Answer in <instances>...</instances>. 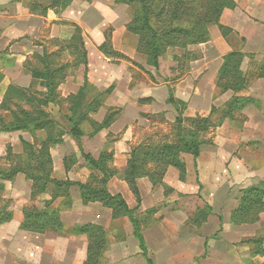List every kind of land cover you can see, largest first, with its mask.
<instances>
[{"label": "crops", "instance_id": "1", "mask_svg": "<svg viewBox=\"0 0 264 264\" xmlns=\"http://www.w3.org/2000/svg\"><path fill=\"white\" fill-rule=\"evenodd\" d=\"M68 1L0 0V105L9 88L24 92L29 89L32 78L27 71V63L35 64L33 56L57 52L78 27L86 53V66H80L81 72L75 71L59 86V95L66 98L75 94L83 85L84 70L90 89L103 93L112 87L92 119L102 122L109 109L119 112L117 118L108 129L94 137L82 138L81 146L84 153L93 158H97L104 148L112 154L111 167L117 175L108 182V191L111 195H120L129 209H135V198L122 179L130 151L155 138L156 130L162 126L157 117L160 116L164 125L173 123L175 112L167 104L169 91L175 99L186 103L188 111L201 116H207L213 107L221 108L229 100L230 92L217 93L215 81L218 71L224 57L233 52L245 55L242 72H245L244 66L253 68L264 60V0H235L236 8L223 13L220 24L230 29V35L240 42L238 49L228 46L217 29L208 43L189 49L190 55L186 59L183 51L169 49L167 54L171 58L168 60L166 54L161 57L158 70L146 65L144 57L136 52L137 38L126 30L132 15L130 6L118 4L117 0ZM63 2H68L65 8H62ZM107 41L111 49L123 58L105 56L99 50ZM137 67L144 69L140 82L133 77L134 72H139ZM39 91H43L41 83H37L27 95L38 97ZM242 95L253 100L254 104L211 130V143L200 147L199 156L192 159L193 168L189 167V160L185 161V181L181 182L170 171L166 172L163 184L170 185L173 192L166 189L164 193L160 188H152L146 178L137 180L141 198L135 213L137 216L145 215L146 211L157 208L159 202H164L162 208L152 215L158 228H173L177 215L182 213V194H188V190L197 201L211 209L210 216L202 225L203 236L195 241L200 245V252L185 254L178 263L170 251L162 252L166 264H184L183 261L188 263L192 259L196 260L195 264H235L236 261L264 264V257L251 258L250 245L243 243L263 233L264 213L252 225L232 226L229 223L231 212L239 204L241 191L264 186V78L251 81ZM138 100L148 101L141 104ZM6 114L0 109V116ZM21 141L31 143L33 137L26 132L0 133V155L4 154L6 146L12 148L13 154L21 155ZM70 154H74L76 164L66 173L62 161ZM50 155L54 179L81 184L88 181L90 172L75 142L65 138L62 146L51 149ZM2 184L0 208L5 201L6 212L13 217L0 225V264H84L87 258L86 236L56 229H48L42 234L21 230L22 211L31 206L41 209L44 200V196L31 199V183L23 174H17L12 181H3ZM69 195L70 208L59 214L65 230L84 225L110 230L127 221L113 220L112 211L99 203L83 204L76 186L69 188ZM172 197L180 198L174 202H179L178 206H172L173 203L168 201ZM62 202L57 200L54 206L59 207ZM140 218L142 225L144 218ZM212 232H219V238L209 240ZM119 239L110 243L106 258L123 264L133 252L139 264H146L138 242L132 236L131 225L125 238L119 235ZM143 239L153 264H158L161 253L156 251V246L163 241H158L161 239L158 235L150 242H147L145 234ZM167 243L165 241L164 245Z\"/></svg>", "mask_w": 264, "mask_h": 264}, {"label": "trees", "instance_id": "2", "mask_svg": "<svg viewBox=\"0 0 264 264\" xmlns=\"http://www.w3.org/2000/svg\"><path fill=\"white\" fill-rule=\"evenodd\" d=\"M70 2V0L68 1ZM63 2L62 8L68 5ZM116 3L131 7L132 15L126 30L137 38L136 52L145 58L146 65L155 70L159 68V59L169 49L183 51V58L190 55L189 47L205 44L208 40L209 29L217 26L224 37L231 34V30L220 24L223 13L236 8L234 0H117ZM60 51H69L73 57V67L86 66V53L83 48L81 30L75 27L71 39L62 43ZM99 50L105 55L114 58H123L115 53L105 42ZM60 52H44L34 55L35 64L27 63V71L31 75L32 84L24 92L14 87L9 88L0 109L6 111L0 116V133L26 132L33 137L31 143L21 141L22 154H13L10 146L5 147L3 167H0V192H3L2 182L12 181L17 174H23L31 183V199L38 195L50 194V200L44 203L42 209L35 207L22 211L21 230L42 234L48 229L68 232L71 235L87 237V258L84 264H101L108 248L109 230L101 226H75L65 230L60 222L59 214L71 206L69 188L76 186L79 189L80 200L83 204L99 203L112 211L113 220L127 219L132 227V236L138 242V248L146 264H153L151 253L146 247L141 232V220L135 215L141 203L137 180L146 178L152 188L162 185L167 168H174L179 173V180L186 176V165L182 156H199L200 147L205 143L201 135L217 128L225 119H232L234 114L253 105L254 101L242 94L247 91L251 81L264 78V60L251 68L249 75L241 71V64L245 55L233 52L223 59L218 71L215 87L217 93L230 92L232 96L221 108H212L207 116L199 118H183L188 109L186 103L173 97L169 91L167 104L171 105L176 113L173 123L174 140L161 146L150 145L135 147L130 151L127 168L122 173V179L135 198V209H129L120 195H111L108 191V182L117 175L111 167L112 154L104 148L97 158L84 153L81 146L82 138H92L102 130L108 129L115 121L119 112L109 109L98 123L92 119L103 106L104 97L112 87L96 97L89 96V86L84 70L83 85L75 94L62 98L58 94L59 86L65 81L66 66L56 64ZM189 60V59H187ZM29 64V65H28ZM37 83L42 84V90L37 92L38 97H28ZM148 100H138L145 103ZM51 106H58V119L48 111ZM219 115L217 121L213 117ZM88 125L85 131L84 126ZM69 138L75 142L90 172L88 181L84 184L71 181H59L52 177V160L50 151L64 143ZM76 164L75 156L64 157L63 169L67 173ZM153 164L151 169L147 166ZM62 205L54 207L57 200ZM7 203L0 208V225L12 220L13 215L6 212ZM158 208H153L145 214H154ZM264 213V186L251 187L241 191L239 204L230 214L229 223L232 226L252 225L259 221L260 214ZM211 209L205 208L197 213L195 222H206ZM202 220V221H201ZM250 256L264 257V231L253 239L248 240Z\"/></svg>", "mask_w": 264, "mask_h": 264}, {"label": "rangeland", "instance_id": "3", "mask_svg": "<svg viewBox=\"0 0 264 264\" xmlns=\"http://www.w3.org/2000/svg\"><path fill=\"white\" fill-rule=\"evenodd\" d=\"M217 29H218L217 26H213L209 29V36H208V40L206 43H208L211 40V38H213V35L215 34V32H217L219 30V29L218 30ZM218 32L222 36L224 41L228 44V46H230L232 49H238L239 48L240 42L237 40L236 37H234L233 35H230V36L228 35V37H224L222 35L221 31H218ZM191 48L192 47H189L188 49H191ZM60 50L61 49L58 50L60 52V55L56 60V64L66 66L65 71H64L66 74V79L69 78L70 76H72L75 71L81 72L82 68L75 69L73 67V65H74L73 57L74 56L69 55V51H60ZM177 51H180V50H177ZM167 53H169V52H166V55L165 54L164 55L166 56V58L168 57V60H169L171 58V55L167 54ZM191 58H193V57H191ZM124 59H126V58H124ZM144 60H145V58H144ZM137 69L139 70V72H134L133 77L135 78L134 79L135 81L140 82L141 80H143L142 79L143 78L142 73H144V69L142 67H137ZM250 69L251 68L249 66L247 68H245V66H244L245 72H243V73L249 75L251 73ZM76 75L79 76L80 74L76 73ZM58 94H59V90H58ZM98 94H100V93H97L92 89L89 90V96L91 98L96 97ZM104 100H105V97H104ZM65 109H66V106H63L62 109L59 108L58 106H51L48 109V111L52 114V116H54L58 119H62L60 116H58V112L60 110H65ZM111 110L115 111L113 109H111ZM174 112H175V110H174ZM175 117H176V113H175ZM199 117H202V116L199 115L197 112L194 113V112L188 111V109H186L183 113V118H185V119H187V118H191V119L195 118L196 119ZM219 117H220L219 115H215L213 117V121H217L219 119ZM156 120L160 121V123L162 122V124H161L162 126H160L156 130L157 133H156L155 138H150V140H147V141L140 143L139 145H137V147H140V146L145 147V146H150V145L161 146L165 143H169V142H172L174 140V133H175L173 131L174 121L170 125H164L160 116L157 117ZM174 120H175V118H174ZM87 126L88 125L84 126L85 131L88 130ZM210 134H211V131L201 135L202 141H204L205 143H211V135ZM62 145H60V146H62ZM77 151H78V149H77ZM71 156H74V154H70L68 156L66 155L64 157H71ZM4 157H5V151H4V154L2 153L0 155V167L4 166L3 165L5 163ZM181 158L184 162L186 160H189V167L193 168V163H192L193 157L182 156ZM62 165H63V161H62ZM185 165H186V162H185ZM152 166H153V164L148 165L147 169H151ZM51 171H52L51 175L53 177V164H52V170ZM167 171H170L173 176H177L179 179V173L176 169L167 168L166 172ZM186 171H187V165H186ZM165 174H164V177H165ZM186 176H187V173H186ZM186 176H185V179H186ZM164 177H163V179H164ZM185 179L181 182H184ZM194 186H195V184H194ZM157 188H160L161 190H163L164 193H165L166 189L171 190L170 185L163 184V180H162V185L158 186ZM171 191L173 192V190H171ZM187 193L188 194H182L181 202H180V203H183L182 208H181L182 213L177 215L179 217H178V219L175 220V223H174L175 225L173 224L174 226L172 229H165V228H163V226L158 228L156 220L152 218L153 214H148V215L147 214H145V215L140 214L138 216H137V214H135L139 218V220L141 219L140 217L144 218V222L140 226H141L142 236L145 234V236L147 238V242H150L149 240L152 239V237H155L157 235L160 236V238H161V239H158V241H163L162 243H158V246H156V251L159 250V253H161V255L159 256V259L157 260L158 264H166L164 262V258L162 256V254L164 252H167V251H170L172 253V256L176 258L174 260L176 263H178V261H180V257H183V255H185V254L194 255L196 252H198V253L200 252V245H196L195 241H197L196 238L199 239L203 236L202 235V233H203L202 225L205 224L206 222L205 223L204 222H197V221L195 222V218H196L197 213H199V211H201L205 208V204L204 203L202 204L201 202L197 201V199H195L196 196L194 194L189 193V190ZM41 196L42 197L44 196V200L42 203V207H43L44 203H46L47 201L50 200V194L46 193L43 195H38L35 197V199L40 198ZM176 199H180V198L172 197L171 200H168V201H171V203H173V205L171 204L172 206H178L179 202H177V204H174ZM158 204L159 205L157 206V208L161 209L162 208L161 206L164 204V202H159ZM184 205H185V207H184ZM31 207H33V206H31ZM28 208H30V207H28ZM209 216L210 215H208V217ZM208 217H207V219H208ZM127 221L124 220V221L120 222L118 224V226H116L115 229L113 228V229L109 230L110 232L108 235V248L104 254L105 259L103 262H101V264H118L115 260L108 259L105 256H106V253L110 250V243L111 242L121 240V239H119V235L123 236L125 238V236L130 232V223H129V221L128 222ZM208 230H209V228H208ZM218 234H219V232H212L209 235V240L219 238ZM148 236H150V238H148ZM165 241H168L166 246L164 245ZM150 245H153V244H150ZM167 248H169V249H167ZM202 251H204V250H202ZM133 254L134 253L131 252L129 254L130 256L123 261V264H139V260L137 258H135V256ZM195 262H196L195 259H192L188 263L186 261H183L184 264H195ZM235 264H243V263L236 261Z\"/></svg>", "mask_w": 264, "mask_h": 264}]
</instances>
